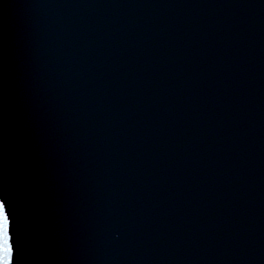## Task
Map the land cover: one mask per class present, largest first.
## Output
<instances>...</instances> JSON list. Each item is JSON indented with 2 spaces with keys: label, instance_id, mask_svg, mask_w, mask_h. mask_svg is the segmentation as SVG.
Returning a JSON list of instances; mask_svg holds the SVG:
<instances>
[{
  "label": "water",
  "instance_id": "water-1",
  "mask_svg": "<svg viewBox=\"0 0 264 264\" xmlns=\"http://www.w3.org/2000/svg\"><path fill=\"white\" fill-rule=\"evenodd\" d=\"M0 196L15 264H264V0H0Z\"/></svg>",
  "mask_w": 264,
  "mask_h": 264
},
{
  "label": "snow or ice",
  "instance_id": "snow-or-ice-1",
  "mask_svg": "<svg viewBox=\"0 0 264 264\" xmlns=\"http://www.w3.org/2000/svg\"><path fill=\"white\" fill-rule=\"evenodd\" d=\"M17 237L12 209L0 196V264H15Z\"/></svg>",
  "mask_w": 264,
  "mask_h": 264
}]
</instances>
